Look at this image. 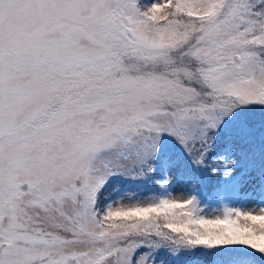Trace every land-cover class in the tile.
Returning a JSON list of instances; mask_svg holds the SVG:
<instances>
[{
	"label": "snow or ice",
	"instance_id": "snow-or-ice-1",
	"mask_svg": "<svg viewBox=\"0 0 264 264\" xmlns=\"http://www.w3.org/2000/svg\"><path fill=\"white\" fill-rule=\"evenodd\" d=\"M0 264H264V0H0Z\"/></svg>",
	"mask_w": 264,
	"mask_h": 264
},
{
	"label": "trees",
	"instance_id": "trees-1",
	"mask_svg": "<svg viewBox=\"0 0 264 264\" xmlns=\"http://www.w3.org/2000/svg\"><path fill=\"white\" fill-rule=\"evenodd\" d=\"M219 180L213 179V178H208L207 179V186L206 190L204 191L203 195L208 198V197H215L217 196L216 192L213 191L214 188H216L219 184ZM133 187H136L137 185H132ZM143 187V185H139Z\"/></svg>",
	"mask_w": 264,
	"mask_h": 264
}]
</instances>
